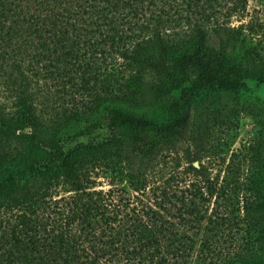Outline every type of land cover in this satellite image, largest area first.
<instances>
[{
	"label": "trees",
	"instance_id": "1",
	"mask_svg": "<svg viewBox=\"0 0 264 264\" xmlns=\"http://www.w3.org/2000/svg\"><path fill=\"white\" fill-rule=\"evenodd\" d=\"M248 1L0 0V264H264V166L149 174L201 94L264 84Z\"/></svg>",
	"mask_w": 264,
	"mask_h": 264
},
{
	"label": "rangeland",
	"instance_id": "2",
	"mask_svg": "<svg viewBox=\"0 0 264 264\" xmlns=\"http://www.w3.org/2000/svg\"><path fill=\"white\" fill-rule=\"evenodd\" d=\"M231 24L253 25L260 34L253 37L254 43L259 40L258 38L264 39V0H249L246 10L235 15L231 19ZM143 82V90L132 104L136 105L141 114L158 115L160 110L152 98L154 80L147 75ZM194 102L199 111L197 112V109L194 111L195 120L191 136L185 142L165 147L164 151L151 161L150 182L167 179L174 172L181 174L190 162H193L194 166L197 165L195 167L198 169L201 162L208 169L210 178H217L220 175V181L223 180L231 161L243 179L252 166H264V84L249 78L245 82V88L240 91H208ZM63 103L69 110L82 108L88 112V109L83 107L88 105L84 98H76L78 105L74 107L68 104V101ZM108 135L107 125L101 123L91 133L66 142V148H73L92 140H102ZM194 158L199 160L195 161ZM190 175L184 176L189 179L192 178Z\"/></svg>",
	"mask_w": 264,
	"mask_h": 264
},
{
	"label": "water",
	"instance_id": "3",
	"mask_svg": "<svg viewBox=\"0 0 264 264\" xmlns=\"http://www.w3.org/2000/svg\"><path fill=\"white\" fill-rule=\"evenodd\" d=\"M195 166H197V165H195Z\"/></svg>",
	"mask_w": 264,
	"mask_h": 264
}]
</instances>
